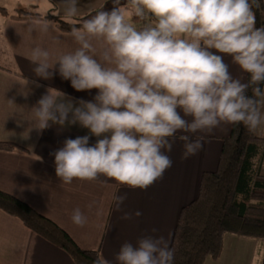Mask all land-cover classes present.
Listing matches in <instances>:
<instances>
[{"label":"clouds","instance_id":"9594fccd","mask_svg":"<svg viewBox=\"0 0 264 264\" xmlns=\"http://www.w3.org/2000/svg\"><path fill=\"white\" fill-rule=\"evenodd\" d=\"M57 3L75 47L55 56L32 47L33 72L44 80L58 73L78 92L97 90L92 100H77L48 88L30 108V119H22L29 131L53 125L88 130L51 153L61 183L103 176L146 190L172 167L167 153L177 139L187 159L203 147V136L193 138L197 133L221 124H242L254 133L264 125V25L257 27L255 13L264 0H111L110 9L101 6L79 19L80 0ZM53 23L37 16L26 28L48 33ZM226 56L247 74L246 82L233 76ZM113 199L119 209L126 196ZM71 220L78 227L87 223L79 208ZM174 257L164 237L144 236L123 243L114 259L173 264ZM94 264L112 262L97 258Z\"/></svg>","mask_w":264,"mask_h":264},{"label":"crops","instance_id":"0c3cea01","mask_svg":"<svg viewBox=\"0 0 264 264\" xmlns=\"http://www.w3.org/2000/svg\"><path fill=\"white\" fill-rule=\"evenodd\" d=\"M11 1L12 6H8L0 0V6L9 12V15L0 14V141L14 143L17 148L9 152L0 151V189L26 201L54 220L82 248L98 249L100 257L112 264H115V254L123 243L135 244L144 236L164 237L171 246L180 210L197 196L202 173L216 168L222 137L229 134L232 125L221 124L210 133H197L193 138L203 136V147L187 159L183 158V142L177 139L171 152L167 153L173 161L172 167L146 190L122 186L103 176L91 182L74 179L71 184L61 183L56 176L51 153L62 147L65 139L88 135V130L79 125L64 128L53 125L43 132L29 131V123L22 119H30V108L48 88L58 89L77 100H92L97 90L78 92L58 73L49 80L35 76L34 65L28 58L32 47L48 48L55 56L71 51L75 44L68 35L70 30H62L55 23L48 33H29L26 25L30 19L11 16L22 10L41 15L55 13L63 17L57 11V0ZM101 6L110 9L111 0H80V16ZM225 61L229 63L233 76L245 81L246 73L232 64L230 57L226 56ZM31 81H36L40 87ZM255 133L264 138V125ZM95 142L96 137H91L90 144ZM114 196H126L119 209ZM76 208L87 217L83 227L76 226L71 220L72 211ZM137 211L142 215L137 217ZM126 214L131 218L124 219ZM256 242L227 234L221 255L216 259H206L205 264H253ZM0 262L74 264L65 251L2 211Z\"/></svg>","mask_w":264,"mask_h":264},{"label":"trees","instance_id":"16d2710c","mask_svg":"<svg viewBox=\"0 0 264 264\" xmlns=\"http://www.w3.org/2000/svg\"><path fill=\"white\" fill-rule=\"evenodd\" d=\"M255 13L257 27L264 25V6ZM0 14L9 12L0 6ZM11 16L19 19L45 16L60 29L70 30V22L55 13L41 15L18 10ZM247 78L246 74L245 82ZM260 87L264 90V83ZM247 94L251 96L250 89ZM16 148L14 143L0 141L1 152ZM263 155L264 138L249 132L242 124L231 126L229 134L222 137L216 168L202 173L197 196L180 210L170 246L175 249L173 264H205L208 258H218L227 234L264 239ZM0 211L65 251L74 264H94L101 258L98 249L82 248L54 220L1 189ZM260 264H264V248Z\"/></svg>","mask_w":264,"mask_h":264},{"label":"rangeland","instance_id":"374dc122","mask_svg":"<svg viewBox=\"0 0 264 264\" xmlns=\"http://www.w3.org/2000/svg\"><path fill=\"white\" fill-rule=\"evenodd\" d=\"M3 2H6V4L8 6H12V3L13 1L9 0H3ZM262 167H263V170H264V155H263V160H262ZM249 239H253V238H249ZM256 242V254H255V260H254V263L253 264H260V260H261V254H262V251H263V248H264V239H253ZM248 243V242H247Z\"/></svg>","mask_w":264,"mask_h":264}]
</instances>
